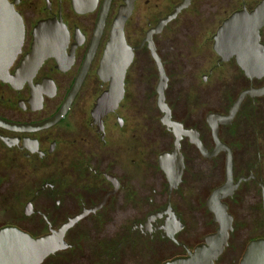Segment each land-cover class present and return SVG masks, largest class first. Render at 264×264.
Listing matches in <instances>:
<instances>
[{
	"label": "flooded vegetation",
	"instance_id": "1",
	"mask_svg": "<svg viewBox=\"0 0 264 264\" xmlns=\"http://www.w3.org/2000/svg\"><path fill=\"white\" fill-rule=\"evenodd\" d=\"M8 1L20 14L25 35L21 52L9 68L10 81L0 80V229L15 227L37 238L84 213L64 235L69 246L41 264H115L126 262L142 246H149L151 256L134 264H163L188 255L217 232L219 223L210 199L216 189L228 184L220 202L232 217V230L215 264L238 244L244 246L233 262L240 264L248 244L264 239V89H260L264 77L249 78L234 57L222 61L214 50V35L233 13L252 12L262 0H236L234 8L223 10V18L209 12L213 15L209 22L196 17L205 25L201 44L214 53L206 55L203 88L199 92L189 89L182 101L185 107L202 111L199 119L190 114L180 117L169 100L170 90L175 95L176 89H169L171 73L159 38L170 30L176 43L182 44L190 33L189 18L200 13L201 0ZM119 17L124 18V37L133 48V60L118 107L98 123L94 109L109 86L98 70ZM177 22L184 28L172 30ZM260 42L264 45V27ZM150 44L168 77L165 102L171 120L196 131L204 147L201 151L189 136H182L184 165L179 180L175 161L165 156L174 150L175 133L162 121L159 69ZM34 46L41 52L38 67L29 59ZM145 60L151 61L150 70L143 66ZM144 69L155 81L144 89L145 99L149 103L154 99L155 122L163 128L160 144L152 146V160L143 158L140 122L134 120L132 128L133 118L126 112L128 103H138L136 92L130 89L131 74ZM216 84L218 89H207ZM211 91L217 97L207 109ZM176 99L180 101L181 95ZM211 125H216L218 139L231 150L230 173L227 152L218 149ZM127 135L130 140L124 138ZM166 162L169 172L162 166ZM194 176L199 182L202 219L206 214L213 228L192 246L188 241L193 232L185 216L190 200L186 191ZM159 247L182 251L163 259L155 252Z\"/></svg>",
	"mask_w": 264,
	"mask_h": 264
},
{
	"label": "water",
	"instance_id": "2",
	"mask_svg": "<svg viewBox=\"0 0 264 264\" xmlns=\"http://www.w3.org/2000/svg\"><path fill=\"white\" fill-rule=\"evenodd\" d=\"M123 25L124 18L119 17L113 26L110 41L106 46L98 70L100 78L109 83L108 90L100 96L94 109V116L99 117L96 119L98 123H101L105 114L118 107L124 93L126 71L133 60V48L125 40ZM262 27H264V0L252 12H235L223 22L214 35L215 52L222 61L234 57L238 66L249 78L264 77V45L260 42V29ZM24 35V23L20 14L8 0H0V80L3 82H9L11 79L9 68L21 52ZM149 47L159 69L157 93L158 105L164 112L162 121L168 128L171 127L175 133L174 150L165 156L168 160L171 157L175 161L176 177L179 180L184 165L180 144L182 136H189L190 141L201 151L204 147L196 131L184 129L180 123L171 120L170 109L165 102L168 77L155 47L152 44ZM37 55L39 56L35 57ZM40 56L41 52L38 46H34L29 59H32L35 67H38L42 62ZM81 78L82 76L80 80ZM260 89H264V87ZM245 94L246 92L241 98ZM236 108L237 104L232 109L231 116ZM218 117H220L219 119L224 118ZM211 126L218 149L227 152V171L230 173L232 169L231 150L218 139L216 125ZM162 166L165 171L169 172L168 162ZM227 188L228 184L216 189L210 199L214 205V209L211 210L215 213V220L219 223L217 232L208 235L205 242L197 245L192 251H188V255L173 258L163 264H215L228 246L230 231L232 230V217L228 213L226 205L220 202ZM83 215L84 213L75 216L57 230L51 229L50 233L37 238L15 227L0 229V264H41L48 256L69 246L64 240V235ZM171 237L174 238L173 233ZM240 264H264V239H256L248 244Z\"/></svg>",
	"mask_w": 264,
	"mask_h": 264
},
{
	"label": "rangeland",
	"instance_id": "3",
	"mask_svg": "<svg viewBox=\"0 0 264 264\" xmlns=\"http://www.w3.org/2000/svg\"><path fill=\"white\" fill-rule=\"evenodd\" d=\"M236 5V0H201L200 1V13L192 16L189 18L190 21V33L185 36L187 39H183V43H176L177 37L174 36V33L170 30L165 34V36L160 40V47L162 50V54L165 57L166 67L168 69V72L170 74V88L169 89H176L175 95L172 90H170V96L169 100L172 103V105L177 110V113L180 117H190L195 119H199L202 115V111L199 109H190L189 107H185L182 103L186 99V92L189 91H196L199 92L200 89L203 88L202 80H201V74L204 73L206 67L208 66V61L206 60L207 56H213L214 53L211 49V47H203V44H201L202 37L201 33L203 30L204 22L202 19H197L196 17H201L206 20L207 22L212 20L211 13H217V19L220 17L223 18V10L225 9H231L234 8ZM214 8L212 11L211 9ZM211 12L209 15L208 13ZM206 15L208 17H206ZM205 22V23H207ZM180 22L174 23L172 25L173 29H179L184 28L180 25ZM175 32V30H174ZM185 35V33H183ZM191 36L188 38V36ZM172 37V39H171ZM170 38V40L168 39ZM165 39V40H164ZM166 41V42H164ZM165 54V55H164ZM207 55V56H206ZM145 59V57H144ZM140 62L143 66L146 65V69L150 70L152 67L151 61L147 62V60ZM144 68V67H143ZM145 70V69H144ZM146 71V70H145ZM139 73L137 75H134V73L131 74V79L133 81L132 88L134 89V92L137 94V100L132 101L130 104L128 103V107L126 108L127 114H129L133 121H130L129 124H131V127L133 128L134 120L137 122H140L141 124V136H142V150H144L145 154L143 158H153V152L151 153L152 146L156 147L161 142L160 135L163 132V128L158 126V123L155 122V119L157 117L156 111L154 109V99L151 98L150 103L145 99V91L144 89H150L149 87L151 85H155V81L150 78L148 71ZM183 71V73H182ZM142 79V81H139ZM148 79L149 83L146 82ZM139 81V83H138ZM153 83V84H152ZM147 86V87H146ZM217 84L214 86H210L207 89H215L217 88ZM143 87V89H141ZM218 89V88H217ZM216 90V89H215ZM181 95V100H177L176 97ZM143 102L140 101V98ZM217 94L214 93V91L210 92L208 94V102L205 107L209 109L210 107H213V104H211L213 101L215 104ZM146 102V103H145ZM206 109V110H207ZM195 110V111H194ZM135 115V116H134ZM125 139H129V135L124 137ZM152 160V159H151ZM194 167L196 168V171L198 170L199 161H194ZM198 174V173H196ZM197 176H194L193 183L190 184L189 188L187 189V193L190 196V200L188 198V209H187V215L185 216V219L187 221L188 226L190 227V230L193 232L189 242V245H195L199 243L206 232L211 230L213 228V224L206 220L208 217L205 214V221H203V209L201 208L200 204V196L198 195V186L199 182L196 180ZM194 209V210H192ZM186 213V209H185ZM17 220V219H16ZM27 226V225H25ZM29 227V226H28ZM247 235L244 237H241L242 243L244 244L247 242ZM242 246L244 245H237L234 249H228L225 253L223 260L219 264H234V259L239 257V254L241 253ZM149 246H142L139 249V252L131 253L130 259L126 258L125 261H120L115 264H134L136 261L139 260H145L146 256H151L149 253ZM182 250L175 249L173 251H170L169 249H161L155 248V252L158 253L157 256L159 258L163 257V259L168 258L169 256H173L177 254V252H180ZM241 256V254H240ZM230 257V260H226L225 258ZM148 257L147 259H149ZM226 260V261H225Z\"/></svg>",
	"mask_w": 264,
	"mask_h": 264
},
{
	"label": "bare ground",
	"instance_id": "4",
	"mask_svg": "<svg viewBox=\"0 0 264 264\" xmlns=\"http://www.w3.org/2000/svg\"><path fill=\"white\" fill-rule=\"evenodd\" d=\"M211 209H214V206L212 205Z\"/></svg>",
	"mask_w": 264,
	"mask_h": 264
}]
</instances>
